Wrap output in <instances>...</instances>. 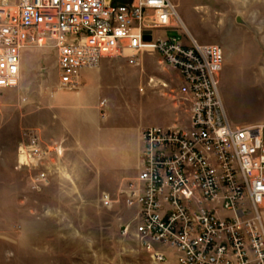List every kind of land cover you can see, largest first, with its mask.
Instances as JSON below:
<instances>
[{
	"label": "built area",
	"instance_id": "1",
	"mask_svg": "<svg viewBox=\"0 0 264 264\" xmlns=\"http://www.w3.org/2000/svg\"><path fill=\"white\" fill-rule=\"evenodd\" d=\"M27 48L56 51L61 87L78 85L80 72L104 57L139 66L142 53L154 51L176 74L172 97L186 124L177 118L142 130L138 174L115 200L130 211L121 233L150 264H264V124L230 121L219 91L223 49L198 44L174 0H0V89L18 86ZM61 154L33 129L22 131L18 166L34 172L35 186Z\"/></svg>",
	"mask_w": 264,
	"mask_h": 264
},
{
	"label": "rangeland",
	"instance_id": "2",
	"mask_svg": "<svg viewBox=\"0 0 264 264\" xmlns=\"http://www.w3.org/2000/svg\"><path fill=\"white\" fill-rule=\"evenodd\" d=\"M263 1L174 0L198 44H217L236 57L239 77L227 90L222 73L221 95L227 90L226 109L238 125L264 124V63L255 39V29L264 27ZM172 32L184 37L179 27ZM158 61L149 49L139 66L104 57L98 74L82 71L84 86L77 91L79 85H59L54 49L22 51L18 86L0 89V264H150L136 241L121 233L130 211L115 200L138 174L141 130L177 118L186 124L184 108L172 97L176 74ZM53 93L56 102L74 104V111L55 113ZM101 98L107 106L96 108ZM26 129L62 148L59 158L48 160L54 169L48 181L36 186L34 172L18 166ZM104 194L113 200L110 206L103 205Z\"/></svg>",
	"mask_w": 264,
	"mask_h": 264
},
{
	"label": "crops",
	"instance_id": "3",
	"mask_svg": "<svg viewBox=\"0 0 264 264\" xmlns=\"http://www.w3.org/2000/svg\"><path fill=\"white\" fill-rule=\"evenodd\" d=\"M263 3H264V1H263ZM255 30H256L255 31V35H256V38H255L256 39V52L260 53V55H259L260 59L264 63V27L261 29V31L259 29H257V28ZM223 53H224V61H223V66H222L220 75H219V91H220V94H221V77H222V73L225 72L224 78L228 80V84H227L228 88H227V90L234 85L235 81L237 80L236 78L239 77V74H237L236 69H235L236 68V66H235L236 65V59H235L236 57L234 55H232V54L227 56V53H225L224 49H223ZM85 70H87V71L88 70H94L95 73L97 72L96 74H98V72H99L98 66H96L95 68H92V69H83L82 71H85ZM82 71L80 72V78H79V84H78L79 87L75 88L74 90L78 91V90L82 89V87L84 86V83L82 82ZM262 75H264V66H262ZM227 90H226L225 94L223 95L224 98H222V95H221V98H222V101H223V104H224L226 112H227L226 105H229V103L227 102L228 101V99H227V97H228ZM52 97L54 98V105L56 106L55 113L56 112L60 113V111H62L60 109H62V108H70L71 111H74V109H75L74 108V104H72L70 102H56L55 93L52 94ZM232 97L233 96L230 95V98H232ZM106 106H107V99L106 98H101L98 101V103L96 105V108H99V107H104L105 108ZM227 114H228V112H227ZM228 117H229V115H228ZM229 119H230V117H229ZM83 121L88 123L87 120H83ZM230 121H231V119H230ZM235 125H238V124H235ZM245 125H253V124H245ZM142 130L140 132V141H141ZM139 156H140V152H139ZM139 161H140V157H139ZM139 164H140V162H139ZM261 213H262V218H263V222H264V206H263V208L261 210Z\"/></svg>",
	"mask_w": 264,
	"mask_h": 264
},
{
	"label": "water",
	"instance_id": "4",
	"mask_svg": "<svg viewBox=\"0 0 264 264\" xmlns=\"http://www.w3.org/2000/svg\"><path fill=\"white\" fill-rule=\"evenodd\" d=\"M145 40H149V37L146 36V37H145Z\"/></svg>",
	"mask_w": 264,
	"mask_h": 264
},
{
	"label": "bare ground",
	"instance_id": "5",
	"mask_svg": "<svg viewBox=\"0 0 264 264\" xmlns=\"http://www.w3.org/2000/svg\"><path fill=\"white\" fill-rule=\"evenodd\" d=\"M185 28V30L188 32V30L186 29V27H184Z\"/></svg>",
	"mask_w": 264,
	"mask_h": 264
},
{
	"label": "snow or ice",
	"instance_id": "6",
	"mask_svg": "<svg viewBox=\"0 0 264 264\" xmlns=\"http://www.w3.org/2000/svg\"><path fill=\"white\" fill-rule=\"evenodd\" d=\"M3 83V81H0V84H2Z\"/></svg>",
	"mask_w": 264,
	"mask_h": 264
}]
</instances>
